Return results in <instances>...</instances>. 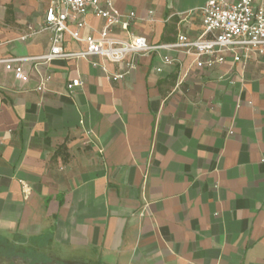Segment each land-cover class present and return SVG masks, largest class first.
<instances>
[{
    "label": "crops",
    "instance_id": "obj_1",
    "mask_svg": "<svg viewBox=\"0 0 264 264\" xmlns=\"http://www.w3.org/2000/svg\"><path fill=\"white\" fill-rule=\"evenodd\" d=\"M51 1L0 0V234L79 264H264V46L212 68L163 49L117 82L123 64L56 59L40 91L35 62L21 82L3 60L49 51ZM207 1L112 0L109 35L198 38ZM85 21L99 36L103 18Z\"/></svg>",
    "mask_w": 264,
    "mask_h": 264
},
{
    "label": "built area",
    "instance_id": "obj_2",
    "mask_svg": "<svg viewBox=\"0 0 264 264\" xmlns=\"http://www.w3.org/2000/svg\"><path fill=\"white\" fill-rule=\"evenodd\" d=\"M199 11L203 32L198 38H190L187 34L179 35L177 41L163 44L149 43L145 36H132L122 39L110 36L114 26L121 22L122 15L113 6L112 0H52L45 11L43 29L51 32V46L48 52L30 57L7 58L3 60L7 70H12L18 80L28 82L30 73L24 63L35 62L39 75L38 90H45L51 76L38 69L39 64H48L56 59L81 57L98 66L96 57L109 62L123 64L121 71L111 73L109 78L115 82L124 79L138 66L139 58L144 54L163 49H180L186 53H194L199 67L212 68L223 63L227 52H233L234 60L247 57L249 51L262 52L264 46V0H208ZM94 12L103 18V27L99 36L92 34L80 36L85 26V17ZM153 14V10H150ZM131 11L129 18H134ZM69 22H74L71 28ZM126 27L128 22L123 23ZM74 40L86 43L84 50L67 51L64 48L65 35ZM165 63H172L173 58L164 56ZM161 72L162 68L157 67ZM79 78L67 82V89L73 92L81 86Z\"/></svg>",
    "mask_w": 264,
    "mask_h": 264
},
{
    "label": "flooded vegetation",
    "instance_id": "obj_3",
    "mask_svg": "<svg viewBox=\"0 0 264 264\" xmlns=\"http://www.w3.org/2000/svg\"><path fill=\"white\" fill-rule=\"evenodd\" d=\"M25 245V244H24ZM29 249H35V250H44L45 252H48L50 261L47 262H34L31 257H28L26 255L22 256L21 254L18 253L17 248L13 249L11 247H5V246H0V264H79V263H66V262H61L56 259V257H53L52 254L48 249L32 246V245H25ZM41 252V251H40ZM81 264V263H80ZM87 264H94V263H87Z\"/></svg>",
    "mask_w": 264,
    "mask_h": 264
},
{
    "label": "rangeland",
    "instance_id": "obj_4",
    "mask_svg": "<svg viewBox=\"0 0 264 264\" xmlns=\"http://www.w3.org/2000/svg\"><path fill=\"white\" fill-rule=\"evenodd\" d=\"M4 11V10H3ZM3 11H1V8H0V16H1V13H3ZM0 25H1V18H0ZM10 236L6 237V235H1L0 234V246H9L13 249H18L20 251H18L19 254H21L22 256L26 255L28 257H31L33 259L34 262H40V261H43V262H47V261H50V258H49V255L48 252H45L44 250H35V249H29L27 248L24 244L20 243L18 240L15 242V241H8L7 238H9ZM50 253H53L54 255H56V251H52ZM56 259L58 261H61V262H68V263H74L76 262V259H71V258H59L57 255H56ZM79 261V260H78ZM82 264H87V263H82Z\"/></svg>",
    "mask_w": 264,
    "mask_h": 264
}]
</instances>
